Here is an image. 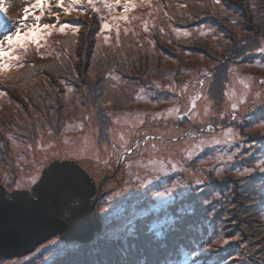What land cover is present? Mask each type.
I'll use <instances>...</instances> for the list:
<instances>
[{"label": "rangeland", "instance_id": "374dc122", "mask_svg": "<svg viewBox=\"0 0 264 264\" xmlns=\"http://www.w3.org/2000/svg\"><path fill=\"white\" fill-rule=\"evenodd\" d=\"M182 1L120 0L116 4L112 0L114 10H108L104 19L99 20L92 7L81 9L70 0H63L62 8L57 6L58 0H47L39 24L56 27L43 31L39 49L29 42L26 54H22V49L17 50L22 55L14 63L22 67H12L0 74V147L6 145L9 149L5 160L0 151V180L15 181V191L30 190L52 163L75 159L94 181L96 190L102 187L101 195H96L100 196L96 204L100 231L87 243L52 236L32 253L0 260V264H63L71 254L80 253L85 244L96 245L99 238L115 241L137 230L153 233L158 226L169 222L177 225L179 232L192 234L194 241L190 244L200 250L188 252L179 244L178 249L186 252L189 264L207 254L211 243L219 242L223 246L219 238L224 237L222 231L228 226L231 232L234 227L242 230L238 234L233 232L230 240H242L248 247V242L253 243L255 255L258 250L263 252L264 117H249L264 107V62L260 59L264 56V42L258 51L260 55L252 63L231 66L225 103L216 109L209 98L210 74L206 73L219 64V59L214 62L216 58L188 57L190 49L185 42L203 33L204 26L175 21L176 11L181 13L187 7ZM5 2L8 11L0 12V39L21 27V20L26 26L21 28L22 33L30 30L34 16L29 14L25 18L24 12L33 6L34 0ZM125 3L135 7L125 12ZM64 8L69 12L65 13ZM34 15L40 16L41 11L35 10ZM123 16L128 19H121ZM92 18L100 23L96 26L90 21ZM105 23L108 28L103 27ZM65 24L71 26L60 32V26ZM4 25L6 32L1 35ZM89 34L95 36L96 50L106 45L121 53L117 57L125 58L120 62L128 69L127 73L132 74L136 69L131 68L138 64L149 73L153 69L158 71L145 78L146 84L126 78L128 75H121L111 66L102 68L98 76L96 67L106 62L98 58L103 52L100 55L94 50L91 59L84 61L88 71L92 59L97 61L83 89L86 100L91 102L89 106H83L80 101L83 97L78 95L71 76H57L54 88L51 86L54 82L44 76L31 89L24 85L13 88L23 76L24 81L29 79L30 69L36 63L50 60L49 64H55L75 57L64 41L72 42L77 37L83 40ZM208 41L210 46L218 41L226 43L222 35L216 34ZM158 43L168 44L175 54L155 55ZM59 44L64 47L60 55L54 52ZM219 55L221 49L216 57ZM73 65L69 62L72 74L77 77ZM78 84L83 85L81 80ZM123 93L132 97L129 102L122 100L126 103L124 107L119 102V94ZM101 118L107 124L112 122L104 143L100 142ZM235 182L237 187L232 186ZM243 196L251 200L247 207L241 203V210L248 212L241 211L239 222L253 216L247 226L240 227L236 219L231 221L229 208L234 202H238L234 206L240 205L239 201L245 200ZM89 204L92 206L93 202ZM178 224L182 227L178 228ZM181 255L185 256L183 252ZM256 256L254 261L243 259L239 264L264 260V252L259 259Z\"/></svg>", "mask_w": 264, "mask_h": 264}, {"label": "trees", "instance_id": "16d2710c", "mask_svg": "<svg viewBox=\"0 0 264 264\" xmlns=\"http://www.w3.org/2000/svg\"><path fill=\"white\" fill-rule=\"evenodd\" d=\"M109 3H112V0H109ZM181 3H183V5L186 4L187 7L183 8V12L181 11V13H179V11H176V14L178 15L176 16L175 21H188V25H192L193 27H198L201 25L204 26L203 33H197L192 38L188 39L189 42H185L187 46L189 45L188 49H190L187 50L190 54L188 55V57L203 56L206 59L216 58L212 60L214 62L219 59V64H217L213 68H209L206 74H210V76L207 77L208 79H210L208 92L209 98L214 103L216 109H221L225 103V90L227 84L229 83L231 66L236 64H243L244 62L252 63L250 61H252L253 58H258L257 55H260L258 54V51H260L264 42V0H220L219 3H216V0H184V2L182 1ZM76 5H79L81 9L86 10H89V8L92 7L87 2V0H82V3ZM96 6L100 8V11L97 12L100 20L101 16L104 17L108 13V9L104 8L99 2H97ZM99 20H97L96 18H92L90 21H93L97 26L100 23ZM90 25L93 27L92 22L90 23ZM2 29L3 31L1 35L6 32L5 25ZM89 31L91 32V29L87 31V34ZM215 34L216 36L222 35V37L226 40V43L218 41L213 46H210L208 40L213 35L215 36ZM94 37L95 36L89 34L86 36V38H83V40L82 38L77 37L72 42L64 41L67 44L66 47H68V49L75 54V57L71 56L67 59L68 61L63 60L60 63L56 62L55 64H49L50 60H47L46 63H36V66L30 69L31 76L29 77V79L27 81H24L23 76L17 81V84L12 85L13 88H22L23 85L25 87L29 86L27 88L33 87L39 84L34 82L38 78H41L43 76L48 78L49 81L52 80L54 82L51 85L52 88H54V85L58 83L56 80L57 76H61L63 78H65L66 76H71V82L77 88L78 95L83 97L80 101H82L83 106H85L86 104H88L89 106L91 102L86 100L85 92L83 89L87 83L86 77L88 78L90 76L89 74L94 71L93 65H95L96 67L97 61L95 60V58L92 59L91 64H89L91 66L89 71V67H87L88 64H86V62L84 63V61H89L91 59V53L97 48V44L94 45ZM215 40H217L216 37ZM105 46L106 45H100V47L98 48L100 51L96 50V53H100V55L101 52H103L101 56H98V58L102 63L103 61L106 62L103 63L100 68L96 67L95 70L97 71L98 76L103 72L102 68L111 66L113 69L116 68V70H118V73H120L121 75H128V77L126 78L132 79L135 82H142L143 84H146L148 82H145V78L149 77L150 73L153 75L158 71L157 69H153L149 73L145 69V67H142V65L138 64V66L131 68L136 70L132 71V74H129L127 73L128 69L123 68L120 62L125 58L117 57V55H121V53L119 51H116L114 47L107 48ZM220 49L222 55L216 57V54ZM62 51H64V47H62V44H59V46H57V49H54V52L58 53L59 55ZM154 52L155 55L167 54L173 56V54H175L173 50L168 46V44L165 43H158ZM51 57H53V55ZM260 59L264 62V56H261ZM78 60L80 61L78 62ZM42 61L44 62L46 60ZM69 62L74 63L73 68L78 73L77 77L76 75L72 74L73 70H71ZM157 63L159 64V60ZM106 71L104 70V73H106ZM193 71H195V68ZM80 80L82 81L83 85L79 87L78 81ZM181 83L182 82L179 80L178 84L180 86ZM24 88L22 89V91H25ZM15 92L17 91L15 90ZM91 92L92 91H90L89 93ZM46 97H48L49 100V95H47ZM131 99L132 97L130 94H119V102L123 107L126 103H122V100H127V102H129ZM41 102L46 104V101ZM93 105H96V103ZM260 117H264L263 106L258 108L253 113H250L249 118L251 119ZM111 123L112 122L107 124L104 119L101 118V143L106 142L107 132L112 128ZM0 143H2L1 140ZM0 148L1 154L2 156H4L2 157V160L7 159V151L9 150L8 147L6 148L5 145V147ZM11 171L14 172L13 166ZM232 184V186H236V182ZM0 186H2L8 192L15 191L13 189V187L15 186V181L4 183L0 180ZM243 197L245 198V200L241 199V201H239V207L234 206L236 203H238L234 202L233 206L229 208V213H232V216L230 218L231 221L234 222V220L236 219L235 221H237L238 223L237 226L240 227L242 226V224H244V226H247L249 218L253 216L251 214L246 220H241L239 222L238 216H242V212H245V214L248 212L241 210V203H244L245 207H247L249 206V200H251V197ZM251 203L252 202H250V205L253 206L254 204ZM194 210L197 213L199 212L196 208ZM256 211H258V209H256ZM236 212L240 213V215H235ZM257 215L259 216L258 212ZM179 227L182 226L178 224V228ZM157 228L159 229L156 230V232H146L148 234L137 230V232H134L130 236L125 237V239L120 238V240L115 241L109 239L107 241L104 239L100 240L99 238L96 245H94L93 243L85 244L84 246H82L84 248L80 250V253L71 254L69 260H67L63 264H189L186 262V259L188 257L186 255V252L183 249H178L179 244L180 246L187 248L188 250L186 251L188 252L200 251L196 250L193 245L190 244L192 241H194L191 240L192 234H184L182 232H179L178 229H176L177 225L173 224L172 222L165 223L161 226H158ZM228 228L229 226L225 230L223 229L222 233L224 232L225 235L224 237H222V239L219 238L221 243H223V246H221L219 242H216L217 244L211 243L208 249L209 252L207 254H202L201 256L194 258L192 260L194 264H212L213 262L211 261L213 259H216V262H214L213 264H239L243 259L254 261V257L256 255H259L256 256V258L259 259V257L264 252V248H262L263 252H260L258 250L259 253L257 251L255 255V253L253 252V249L255 248L253 243L248 242L250 244L248 247L241 242L242 240H240V242H236L234 241V239L233 241L230 240V237H233V232H237L238 234L242 233V230L234 227L235 230L231 232V230L229 231ZM147 231L151 230L148 229ZM216 233L218 235V232ZM195 238L199 239L198 237ZM225 241H227V243H225ZM185 243L186 245H189H187L186 247ZM86 248L89 249L87 250ZM221 251L225 254H220ZM182 252L185 256L181 255ZM195 261H199V263H196ZM190 263L192 262L190 261ZM257 264H264V260H259V263Z\"/></svg>", "mask_w": 264, "mask_h": 264}, {"label": "water", "instance_id": "95a60500", "mask_svg": "<svg viewBox=\"0 0 264 264\" xmlns=\"http://www.w3.org/2000/svg\"><path fill=\"white\" fill-rule=\"evenodd\" d=\"M101 188L96 190L75 159L52 163L30 190L8 192L0 186V260L30 254L52 236L90 241L100 231L96 195Z\"/></svg>", "mask_w": 264, "mask_h": 264}, {"label": "snow or ice", "instance_id": "6c2138e0", "mask_svg": "<svg viewBox=\"0 0 264 264\" xmlns=\"http://www.w3.org/2000/svg\"><path fill=\"white\" fill-rule=\"evenodd\" d=\"M72 5L80 4L82 3V0H70ZM87 2L92 6L93 10L99 12L100 8H98L97 2H99L104 8L108 9L109 11H113L115 5L109 3V0H87ZM220 0H216V3H219ZM120 0H116V4H119ZM47 6V0H34V4L31 8H26L24 15L25 18L29 14H33L34 16V23L31 27L30 30H25L23 33L21 31L22 27H26L24 24V20H21L19 23L21 27H17L14 31L11 32V34L5 33L3 36V39H0V74H3L4 72L8 71L12 67H22V64H16L14 61H19L21 59L22 54L27 53V45L29 42L36 44L37 49L41 47L40 45V40L44 38L42 35L43 31L46 29H52L55 28L56 25H49V24H44L40 25L39 21L43 17V9L44 7ZM58 7L63 8V0H58ZM125 12L128 11L130 7H135V5L130 4V3H125L123 5ZM40 10L41 15L40 16H35L34 12L35 10ZM74 10V9H73ZM8 8L6 6L5 0H0V12L7 13ZM65 13L69 12L68 8H64ZM101 20L104 19L103 16L100 17ZM59 17L57 16V20ZM121 19L127 20V16L121 17ZM71 25L65 24L61 25L59 31L63 32L66 28L70 27ZM104 28H108L109 25L105 23L103 25ZM145 30L147 28L145 27ZM49 35L51 32L48 33ZM187 35V33H185ZM22 49L23 53H18L17 50ZM264 51V49H262ZM34 182V181H33ZM227 243V241H225Z\"/></svg>", "mask_w": 264, "mask_h": 264}]
</instances>
